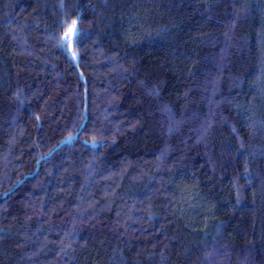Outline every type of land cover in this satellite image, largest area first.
Here are the masks:
<instances>
[{
    "label": "trees",
    "instance_id": "obj_1",
    "mask_svg": "<svg viewBox=\"0 0 264 264\" xmlns=\"http://www.w3.org/2000/svg\"><path fill=\"white\" fill-rule=\"evenodd\" d=\"M0 264H264V0H0Z\"/></svg>",
    "mask_w": 264,
    "mask_h": 264
},
{
    "label": "snow or ice",
    "instance_id": "obj_2",
    "mask_svg": "<svg viewBox=\"0 0 264 264\" xmlns=\"http://www.w3.org/2000/svg\"><path fill=\"white\" fill-rule=\"evenodd\" d=\"M78 36H79V32H78V30H76L75 28H73V29L70 31V36H69V37H66V38L64 39V41H62V43L66 45V44L68 43L70 37H78Z\"/></svg>",
    "mask_w": 264,
    "mask_h": 264
},
{
    "label": "water",
    "instance_id": "obj_3",
    "mask_svg": "<svg viewBox=\"0 0 264 264\" xmlns=\"http://www.w3.org/2000/svg\"><path fill=\"white\" fill-rule=\"evenodd\" d=\"M69 143V140L68 139H65L64 141H63V144H68Z\"/></svg>",
    "mask_w": 264,
    "mask_h": 264
},
{
    "label": "rangeland",
    "instance_id": "obj_4",
    "mask_svg": "<svg viewBox=\"0 0 264 264\" xmlns=\"http://www.w3.org/2000/svg\"><path fill=\"white\" fill-rule=\"evenodd\" d=\"M70 39H72V37H70ZM72 142H69L68 144H66V145H69V144H71Z\"/></svg>",
    "mask_w": 264,
    "mask_h": 264
}]
</instances>
